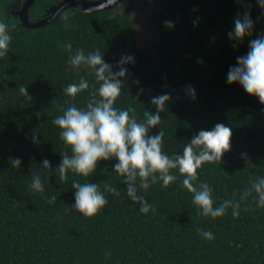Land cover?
Listing matches in <instances>:
<instances>
[{"label":"trees","instance_id":"trees-1","mask_svg":"<svg viewBox=\"0 0 264 264\" xmlns=\"http://www.w3.org/2000/svg\"><path fill=\"white\" fill-rule=\"evenodd\" d=\"M58 1L35 0L29 21L48 18ZM15 2L0 0V11L16 25L9 53L0 58V264H264V209L256 208L252 197L242 203L239 217L233 218L231 209L223 217H205L192 203V194L180 187L183 176L177 173V181L167 187L157 181L142 190L156 208L154 214H142L113 172L115 159L99 161L89 178L70 172L66 181L59 180L55 168L61 153L71 152L52 123L70 103L83 107L89 95V90L74 99L63 94L68 84L85 75L71 69L63 43L71 41L73 49L85 53L100 49L113 71L119 70L122 56L131 55L135 62L125 65V88L114 106L132 104L142 120L143 111H156L153 97L170 94L159 125L162 150L169 155L182 152L202 129L217 123L228 126L230 149L221 162L204 163L194 183L208 182L217 204L238 199L251 180L264 176V104L238 84L226 83L229 68L247 53L249 40L264 33V11L255 0H165L155 22L160 44L150 63L136 45L131 0L98 12L67 8L38 28L22 26L11 13ZM244 5H251L252 36L233 47L227 34L238 13L242 16L246 10ZM65 14L71 24L66 30L61 26ZM168 20L174 23L171 29L165 27ZM85 78L96 86L93 76ZM21 85L28 96L19 93ZM189 86L195 89V100ZM138 89H143L139 95ZM159 127L149 135L157 134ZM15 158L21 160L18 169L10 164ZM44 159L51 169H40ZM34 171L42 176L43 194L28 187ZM73 179H89L101 190L105 183L115 185L121 196L105 193L108 204L92 217L66 211L74 203ZM53 195L57 199L49 204ZM201 228L211 230L215 239L204 240L197 231Z\"/></svg>","mask_w":264,"mask_h":264},{"label":"clouds","instance_id":"clouds-1","mask_svg":"<svg viewBox=\"0 0 264 264\" xmlns=\"http://www.w3.org/2000/svg\"><path fill=\"white\" fill-rule=\"evenodd\" d=\"M237 2L243 4V0ZM255 2L264 11V0ZM244 7L246 10L242 16L238 13L233 30L227 34L235 42L233 47L252 36L254 22L250 16L251 5ZM164 24L169 29L174 27L170 20ZM61 26L65 30L70 28L69 14L64 15ZM15 28L16 25L8 22L7 15L0 11V58L8 55ZM62 47L68 54L67 63L71 69L93 76L96 86L91 85L85 75H81L78 82L70 83L62 90L64 95L72 99L84 90H89V95L83 107L70 103L52 121L61 130L60 139L65 146H70L71 152L70 155L68 151L61 153V162L55 168L60 181H66L70 172L89 178L99 161L115 159L113 172L121 178L120 183L126 186L124 193L127 198L138 206L142 214L156 212L142 190H148L157 181L162 182V187H167L177 181V173L183 176L180 187L192 194V203L202 216L215 219L223 217L231 209L232 217H239L242 203L248 201L249 197H252L256 208L264 209V176L251 180L250 186L240 193L238 199H225L219 204L215 202L213 187L208 182L194 183L198 181L197 170L204 163L221 162L223 154L230 149L232 131L228 126L217 123L211 129H202L183 147L182 152L169 155L162 150L164 132L159 125L162 119L160 113L167 109L170 94L153 97L151 104L156 111H143L142 120L137 118V109L132 104L126 108L114 106L125 88L124 79L128 75L125 65L133 64L134 57L122 56L117 64L119 70L113 71L112 65L105 62L104 53L100 49L85 53L82 48L73 49L71 41L63 43ZM134 83L139 85L138 80ZM226 83L238 84L246 94L255 96L264 104V33L249 40L247 53L238 56L235 65L229 68ZM142 92L143 89H138L137 95ZM19 93L28 96L27 88L23 85L19 87ZM188 93L195 100V89L189 86ZM153 127H159V132L149 135ZM33 142L38 143L35 136ZM242 158L246 159V156L242 154ZM10 164L18 169L21 160L15 158ZM40 169H51L50 161L44 159ZM28 187L34 193H44V183L39 172H33ZM71 188L74 189V203L66 211H76L85 217L95 216L108 204L105 193L114 197L121 196L120 189L115 185L105 183L101 190L99 183H91L89 179L85 182L73 179ZM56 199L53 195L47 202L52 204ZM245 210L250 211L251 208L245 205ZM197 231L206 241L215 239L211 230L201 228ZM105 255L110 256V251Z\"/></svg>","mask_w":264,"mask_h":264},{"label":"rangeland","instance_id":"rangeland-1","mask_svg":"<svg viewBox=\"0 0 264 264\" xmlns=\"http://www.w3.org/2000/svg\"><path fill=\"white\" fill-rule=\"evenodd\" d=\"M165 0H131L130 14L136 45L148 63L155 58L160 44V35L155 25L158 8Z\"/></svg>","mask_w":264,"mask_h":264},{"label":"water","instance_id":"water-1","mask_svg":"<svg viewBox=\"0 0 264 264\" xmlns=\"http://www.w3.org/2000/svg\"><path fill=\"white\" fill-rule=\"evenodd\" d=\"M33 1L34 0H27L22 10L19 12L20 22L22 26L27 27V28H38L46 23H49L62 10L67 9V8H75V9L82 10L84 12H98V11L111 9L123 0H101L97 2H92V1H87V0H62V2L58 6H54L48 11V14H50L48 18L38 23H31L28 20L27 9ZM159 8H158V13H157V18L159 16Z\"/></svg>","mask_w":264,"mask_h":264},{"label":"flooded vegetation","instance_id":"flooded-vegetation-1","mask_svg":"<svg viewBox=\"0 0 264 264\" xmlns=\"http://www.w3.org/2000/svg\"><path fill=\"white\" fill-rule=\"evenodd\" d=\"M26 1H27V0H22V2H21V1H19V0H16L15 4L13 5V9L11 10V13H12L14 16L18 17V19H19V12L22 10V8H23V6H24V4H25ZM34 1H35V0H34ZM34 1L29 5V7H28V9H27V15H28L29 8H30V6L34 3ZM99 1H101V0H99ZM61 2H62V0H59V1L57 2L56 6H58ZM92 2H97V1H92ZM164 2H165V1H164ZM107 10H110V9H107ZM49 15H50V14H49ZM19 20H20V19H19ZM28 20H29V19H28Z\"/></svg>","mask_w":264,"mask_h":264}]
</instances>
